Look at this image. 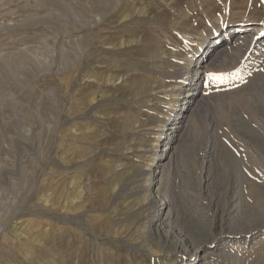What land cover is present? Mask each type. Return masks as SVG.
<instances>
[{
  "label": "rangeland",
  "instance_id": "obj_1",
  "mask_svg": "<svg viewBox=\"0 0 264 264\" xmlns=\"http://www.w3.org/2000/svg\"><path fill=\"white\" fill-rule=\"evenodd\" d=\"M263 35L264 0H0V264H264Z\"/></svg>",
  "mask_w": 264,
  "mask_h": 264
},
{
  "label": "bare ground",
  "instance_id": "obj_2",
  "mask_svg": "<svg viewBox=\"0 0 264 264\" xmlns=\"http://www.w3.org/2000/svg\"><path fill=\"white\" fill-rule=\"evenodd\" d=\"M242 29L243 28H241L239 26L235 27V30H233L234 31L233 36H229V35H226V34H221L223 37L221 35L218 36L216 38V40L214 42H212L211 44H209V43L205 44V42L200 43V47H203V48H202V51L200 53V56L198 57V59L195 62L194 68H190L191 75L184 80V85L182 87L183 90L177 95V98L175 99V102L170 103L171 107H176L177 108L176 119H175L176 121L171 122L169 124V126L167 128V130L169 132L166 135H163V132L160 134V140H159V142L157 144V147H161L160 151H164L165 147H167L168 144H171V143L174 142L175 138H173V137L177 136V132H178V129H179L178 124L181 123V121H182L181 119L184 117V113H185L184 111L190 107V105L196 99V97H197L196 95L199 94V88H200V84H201L200 72H201L202 66L206 63V61L209 59V57H211L212 55H216V53H219V52H221V50H223L222 47H223V44L225 42H228L230 40L232 41V39L234 37L240 36ZM263 37H264V35H263ZM213 46L216 47V48L213 49L214 48ZM218 56H219V54H218ZM202 86H204V85H202ZM151 172L152 171H150V173ZM152 178H153L152 175H149L148 177L145 178L146 183L148 184V187H149L148 189H150V190H152L154 192L155 191L157 192L156 196H154V198L152 197L153 199L151 201L152 202L151 206L157 212H159V210H160V214L155 213L154 215H152V217H154V218L156 217L155 221L158 222L161 225L162 223L167 221L169 218H167L165 216L164 217L162 216V212H163V207H162L163 198L162 197L163 196H161L160 193H159V192H161L160 191V186L161 185L160 186L157 185L156 182L153 183L154 180ZM154 199H156V201H154ZM153 208H152V210H154ZM165 215L167 216L168 213L165 214ZM195 264H197V263H195Z\"/></svg>",
  "mask_w": 264,
  "mask_h": 264
},
{
  "label": "snow or ice",
  "instance_id": "obj_3",
  "mask_svg": "<svg viewBox=\"0 0 264 264\" xmlns=\"http://www.w3.org/2000/svg\"><path fill=\"white\" fill-rule=\"evenodd\" d=\"M214 79H223L222 75L217 76L216 74H210Z\"/></svg>",
  "mask_w": 264,
  "mask_h": 264
}]
</instances>
